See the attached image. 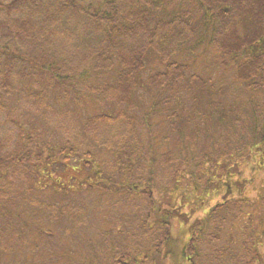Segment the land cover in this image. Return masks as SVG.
Segmentation results:
<instances>
[{
    "label": "trees",
    "instance_id": "trees-1",
    "mask_svg": "<svg viewBox=\"0 0 264 264\" xmlns=\"http://www.w3.org/2000/svg\"><path fill=\"white\" fill-rule=\"evenodd\" d=\"M5 1L0 98L11 95L14 65L23 63L31 77H47L49 90L110 112H89L78 146L62 148L47 137L42 149H6L0 140V263L36 264L38 241L52 235L32 223L42 208L53 211L51 222L81 225L91 205L40 197L48 191L58 202L83 188L117 205L145 196L146 215H159L160 231L154 238L155 226L145 225L144 242L122 246L130 230L105 223L96 250L93 239L81 241L79 264H259L264 181L255 202L229 196L243 191L246 167L264 171V0ZM211 51L222 58V72L232 73L228 84L192 71L197 54ZM152 59L162 69L149 73ZM59 162L80 179L45 183L44 173ZM9 177L25 187L2 199ZM158 189L162 195L150 200ZM18 195L30 200L24 213ZM219 195L223 201L200 218L180 213ZM70 254L77 255L67 245L61 256Z\"/></svg>",
    "mask_w": 264,
    "mask_h": 264
},
{
    "label": "rangeland",
    "instance_id": "rangeland-1",
    "mask_svg": "<svg viewBox=\"0 0 264 264\" xmlns=\"http://www.w3.org/2000/svg\"><path fill=\"white\" fill-rule=\"evenodd\" d=\"M7 1L4 3H7ZM5 15V10L0 8V19L5 18ZM0 46L1 49H5V45L2 42L0 43ZM214 55L215 52L213 53V51L203 52L202 54L198 53L197 57L195 56L196 59L192 71L206 77L208 76L207 73L210 72L209 77H211L212 74L216 79L219 78L222 82L219 84H228V81L232 79V73L230 71L222 72L223 68L221 67L220 62L223 60L220 55L217 54L218 57H215ZM175 60L179 61L180 59ZM181 61L185 62V60ZM22 65L24 64L17 63L14 65L10 80L12 88L11 95L5 96L1 93L0 140L4 142L3 144L5 145V148L13 149L22 148L20 146H29L28 150H33L32 146L35 144L34 149L36 147L37 150L42 149V144L46 141L47 137L48 142L49 140L52 142L58 141L62 148L70 145L78 146L79 144L85 143V140L82 142L83 140H81V137L86 131L85 122L89 112L91 111V113L96 114L100 113L105 106L103 109L100 107L99 109L92 110L91 107L85 106L86 104L84 102L65 98L62 96L61 91L53 92L47 88L49 81L46 76L42 77L44 81L38 76V74L31 77V72L28 73V70L23 71L19 68ZM155 69H162V66L152 59L147 71L150 73ZM218 75L223 76V79ZM103 111L110 112L108 107ZM40 136L43 137L42 140L39 138ZM28 140H30V142ZM45 152H47V148H45ZM74 159L76 158L72 156V160ZM251 166L254 169L251 170V167H246L243 173V178L246 180V182L243 183V191L238 193L233 190L232 195L229 196V198L238 199L245 197L252 202L256 201L261 186L263 185L264 171L257 166V163ZM71 169V167H63V162H59L58 166L54 167L49 172L47 171V173H44L42 180L45 179V183L51 185L54 179L60 177L64 184L69 186L73 179H75L73 177L76 176L78 180L80 179V176L76 175V172ZM31 175H33L32 172ZM78 180L75 181V183L73 182V187L71 186L72 189L74 188L75 192L79 191ZM1 186L5 189V194L1 197L2 199H7L18 194V190L25 187L22 179L17 182L12 177H9L8 181L1 182ZM154 192V194L150 195V200H157L158 197L162 195L160 189ZM42 193L43 194L40 198L46 199L49 202L68 203L72 204L71 206L77 209H79L78 206H81L82 204L88 206L91 205L93 210L88 214L90 216L89 218L87 215V218L85 217L82 219L81 225L74 226L66 219H63L60 222H51L49 217L52 216L53 211L51 212L48 209L45 210L42 208L40 213H38L37 208L35 207V212L38 214L33 218L32 223L37 226V228H43L46 231H50L52 234L51 237H41V240L38 241L37 248L34 250L36 258H32V261L36 264H79L76 257L78 258V255L83 253L82 248L78 247L83 238L93 239L96 250L98 247V240L100 239L98 232L105 231L104 229L107 225L108 228H110L111 225L115 226L114 231L123 229L126 231L128 229L130 230L128 233L131 234V236L129 235L131 239H127L125 234L121 233L120 243L122 246L129 242L131 245L137 244L138 242H144L146 238H148L145 234L146 232L143 234L145 225L155 226L153 227L154 231L151 233L154 238L158 236L157 233L160 231V229L156 227L158 226L159 215L157 214V219L149 218V216L146 215L148 211V200L142 195H138L134 203L130 200H125L124 202L126 204L119 203V205H117L118 203L116 204L115 198L99 195L98 193H90L83 188L79 193H71L68 191L67 194L65 192V197L56 198L58 202L54 201L53 196L49 194L48 191ZM76 194L77 197L75 198L73 195ZM27 200L29 199L25 200L18 195V202H20V209L23 213L27 208H30ZM217 201H223V198H220L219 195L216 198L213 197V199L205 200L203 204L200 205V210L197 211H191L190 205L186 204V207L182 209L180 213L190 214V220L192 218H200L203 216L205 210L214 205ZM37 216L38 218H36ZM36 223H38L39 226ZM139 225H142L140 229L138 228ZM117 227H119V229ZM175 228L177 229V227ZM85 231H89L88 233L91 236L84 237L86 236L84 233ZM11 232L12 231L8 232V234H11L12 239H16V236L18 235ZM174 233L176 236L177 231H174ZM15 241L19 244L20 238ZM149 244H151V242L148 243V245ZM67 245L70 246L72 252H76L77 255L72 256L70 254L63 259L61 253ZM27 248H32V243L30 246H26V249ZM77 250L79 251V254L77 253ZM18 252L19 251L17 250L16 254ZM260 253H262V260L259 264H264V249H260ZM28 257L31 258V255ZM27 261H30V259Z\"/></svg>",
    "mask_w": 264,
    "mask_h": 264
}]
</instances>
